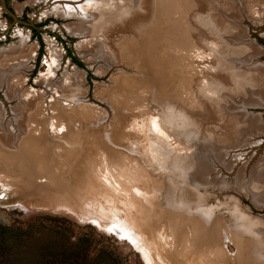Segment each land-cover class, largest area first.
Masks as SVG:
<instances>
[{"label": "rangeland", "instance_id": "374dc122", "mask_svg": "<svg viewBox=\"0 0 264 264\" xmlns=\"http://www.w3.org/2000/svg\"><path fill=\"white\" fill-rule=\"evenodd\" d=\"M54 1L0 0L10 262L264 264V0Z\"/></svg>", "mask_w": 264, "mask_h": 264}, {"label": "trees", "instance_id": "16d2710c", "mask_svg": "<svg viewBox=\"0 0 264 264\" xmlns=\"http://www.w3.org/2000/svg\"><path fill=\"white\" fill-rule=\"evenodd\" d=\"M36 33V30H34ZM41 53V49L39 55ZM40 56H38L39 59ZM73 63L80 66L78 62L72 60ZM23 232H21L22 234ZM15 234L12 229L0 228V264H12L9 260V253L14 250V245L8 242L9 236ZM2 237V238H1ZM81 240L76 243L69 244L61 250L52 251L43 264H93L88 260V245H82Z\"/></svg>", "mask_w": 264, "mask_h": 264}, {"label": "bare ground", "instance_id": "6f19581e", "mask_svg": "<svg viewBox=\"0 0 264 264\" xmlns=\"http://www.w3.org/2000/svg\"><path fill=\"white\" fill-rule=\"evenodd\" d=\"M95 1H97L98 2V0H55L52 4H51V8L53 9V12H56V13H58V14H61V15H78V14H80V12H82V16L84 15H87V13L89 12V10L90 9H93L95 6H96V4H98V3H95ZM51 10V9H50ZM17 53V51H14V50H12V51H8V52H6L5 54H3L4 56H2L1 58H3V57H9V56H14V54H16ZM24 55H26V53H23ZM13 63H14V61H13ZM51 71H52V69H51ZM157 118V117H156ZM157 120V119H156ZM157 123H158V121H157ZM157 125V124H156ZM152 126V125H151ZM153 127V126H152ZM159 127V126H158ZM162 136V135H161ZM120 172V171H119ZM260 175L261 174H263L264 173V166H263V172L262 171H257ZM101 173V172H100ZM103 176V175H102ZM112 176V175H111ZM119 177V176H118ZM112 178V177H111ZM119 179V178H118ZM109 181V180H108ZM118 181V180H117ZM141 181V180H140ZM102 182V181H101ZM105 183V182H104ZM263 185V186H262ZM261 186H262V189H260V190H262L261 192H263L264 193V184H262ZM113 186V185H112ZM259 186H260V184H259ZM113 189V188H112ZM259 190V191H260ZM178 191V190H177ZM69 192V191H68ZM94 192V191H93ZM97 193V192H96ZM144 194V193H143ZM71 195V194H70ZM143 197H144V195H142ZM88 197V196H87ZM87 201V200H86ZM83 204H84V202H83ZM89 205V204H88ZM97 207V206H96ZM183 207V206H182ZM177 209V208H176ZM90 211V210H89ZM145 217V216H144ZM136 219V218H135ZM137 222V221H136ZM202 225H203V223H202ZM202 225H200V227L198 228V225H197V223L196 224H194V222H192L191 223V225L189 226V229H191V231H192V235H193V238H192V245H195V249L197 248L196 247V244L195 243H193V241H194V239L196 240V241H198V240H201V241H203V242H205L204 241V238H206V237H208V234H206V233H208L209 231V229L207 230H205V229H202L201 230V232H200V228H201V226ZM166 231V230H165ZM204 231V232H203ZM208 231V232H207ZM214 233V232H213ZM189 236V235H188ZM198 239V240H197ZM214 240V239H213ZM212 240V241H213ZM207 242H209L210 240H206ZM195 242V241H194ZM212 243V242H211ZM207 244H209V243H202V245H207ZM201 245V244H200ZM203 247V246H202ZM204 247H206V246H204ZM208 248H209V246H208ZM163 252V251H162Z\"/></svg>", "mask_w": 264, "mask_h": 264}, {"label": "snow or ice", "instance_id": "6c2138e0", "mask_svg": "<svg viewBox=\"0 0 264 264\" xmlns=\"http://www.w3.org/2000/svg\"><path fill=\"white\" fill-rule=\"evenodd\" d=\"M152 126L154 127V128H157V125H156V122L155 121H153V124H152ZM62 131H63V129H62ZM157 131H159V129L157 128ZM162 134V133H161Z\"/></svg>", "mask_w": 264, "mask_h": 264}]
</instances>
